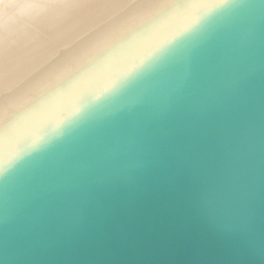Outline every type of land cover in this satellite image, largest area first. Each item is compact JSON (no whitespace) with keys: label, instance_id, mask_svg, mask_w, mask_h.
Returning a JSON list of instances; mask_svg holds the SVG:
<instances>
[{"label":"water","instance_id":"95a60500","mask_svg":"<svg viewBox=\"0 0 264 264\" xmlns=\"http://www.w3.org/2000/svg\"><path fill=\"white\" fill-rule=\"evenodd\" d=\"M0 264H264V0H225L0 172Z\"/></svg>","mask_w":264,"mask_h":264},{"label":"bare ground","instance_id":"6f19581e","mask_svg":"<svg viewBox=\"0 0 264 264\" xmlns=\"http://www.w3.org/2000/svg\"><path fill=\"white\" fill-rule=\"evenodd\" d=\"M224 1L0 0V172Z\"/></svg>","mask_w":264,"mask_h":264},{"label":"clouds","instance_id":"9594fccd","mask_svg":"<svg viewBox=\"0 0 264 264\" xmlns=\"http://www.w3.org/2000/svg\"><path fill=\"white\" fill-rule=\"evenodd\" d=\"M47 7L48 6L44 4H29V5L5 4L4 5V15H5V18H7L8 15L11 14L14 9H19L22 12L28 13V14H40ZM24 9H28L30 11L25 12Z\"/></svg>","mask_w":264,"mask_h":264}]
</instances>
